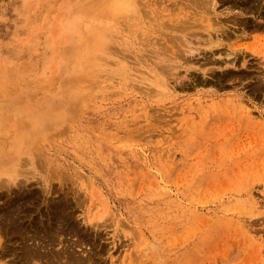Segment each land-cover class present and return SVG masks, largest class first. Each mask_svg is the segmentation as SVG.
<instances>
[{
	"label": "rangeland",
	"instance_id": "374dc122",
	"mask_svg": "<svg viewBox=\"0 0 264 264\" xmlns=\"http://www.w3.org/2000/svg\"><path fill=\"white\" fill-rule=\"evenodd\" d=\"M51 1L0 0V120L57 89ZM140 2L23 182L0 187V209L26 200L0 264H38L22 240L51 233L54 264H264V0H216L210 21Z\"/></svg>",
	"mask_w": 264,
	"mask_h": 264
},
{
	"label": "bare ground",
	"instance_id": "6f19581e",
	"mask_svg": "<svg viewBox=\"0 0 264 264\" xmlns=\"http://www.w3.org/2000/svg\"><path fill=\"white\" fill-rule=\"evenodd\" d=\"M55 1L49 2L47 17L50 10L56 8ZM186 1L189 6H193L192 9L196 10L192 11L194 16L205 21L211 20L209 15L215 7L216 0ZM140 4V0H136L137 14L135 16L114 18L107 8V0H61L59 2V9L55 18L51 20L48 32V41L53 53L51 60H54L56 65L53 72L55 77L49 85L53 84L57 89H53L47 98H42L40 104H34L35 106L27 104L29 97H24L21 101L26 107L13 109L9 115L0 120V172H4V177L0 178V187H6L8 192H12L11 185H19L23 182L18 171L20 165L24 160L34 164L37 145L44 142L47 135L51 134V130L65 119L67 110L76 107L85 93L92 88L89 79L94 77L95 68L101 65L110 44L114 41L119 42L120 36H123L122 29L120 30L116 24L121 21L130 23L131 19L138 17ZM75 16H83L96 23L89 31L81 30L77 35H68L65 24ZM109 22L111 26L107 27ZM215 24L217 25L216 38L209 37V40L219 43L223 36L228 34L225 35V27L220 21L215 19ZM153 76V81L159 84L157 80L161 77L155 74ZM166 86L168 85L164 84L156 88L165 93L168 88ZM24 180L27 179L24 178ZM46 181L45 177L44 182ZM25 194L21 195L25 196ZM21 195L14 194V200ZM25 202L26 200L22 199V203L18 206L9 205L8 210L0 209V230L3 225L8 230L18 228ZM54 213L58 219L65 220V209H54ZM48 218L50 220V217ZM55 235L57 234L51 233L44 237L41 235L36 237V234H31L25 237L22 240L24 241L21 245L22 252L28 260H35L38 264H54L60 258L59 253L52 251V246H49L55 243L57 239ZM66 264H70V261Z\"/></svg>",
	"mask_w": 264,
	"mask_h": 264
},
{
	"label": "clouds",
	"instance_id": "9594fccd",
	"mask_svg": "<svg viewBox=\"0 0 264 264\" xmlns=\"http://www.w3.org/2000/svg\"><path fill=\"white\" fill-rule=\"evenodd\" d=\"M107 8L114 18L132 17L137 14L136 0H107ZM95 21L83 16H75L65 24V31L68 35H77L81 30L89 31ZM107 27L111 26L109 22Z\"/></svg>",
	"mask_w": 264,
	"mask_h": 264
}]
</instances>
